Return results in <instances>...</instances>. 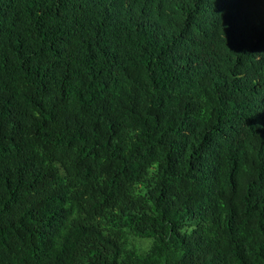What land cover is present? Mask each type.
Instances as JSON below:
<instances>
[{
    "label": "trees",
    "instance_id": "obj_1",
    "mask_svg": "<svg viewBox=\"0 0 264 264\" xmlns=\"http://www.w3.org/2000/svg\"><path fill=\"white\" fill-rule=\"evenodd\" d=\"M0 264H264V0H0Z\"/></svg>",
    "mask_w": 264,
    "mask_h": 264
}]
</instances>
